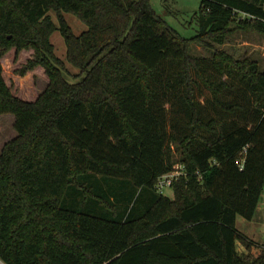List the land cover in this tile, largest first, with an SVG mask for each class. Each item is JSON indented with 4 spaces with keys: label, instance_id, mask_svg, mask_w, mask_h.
<instances>
[{
    "label": "trees",
    "instance_id": "1",
    "mask_svg": "<svg viewBox=\"0 0 264 264\" xmlns=\"http://www.w3.org/2000/svg\"><path fill=\"white\" fill-rule=\"evenodd\" d=\"M64 12L88 29L76 34ZM194 17L186 38L150 0H0V58L32 49L15 72L49 78L23 99L0 61V114L17 131L0 152L3 264H264V250L239 251L251 240L236 226L264 198V68L215 50L213 68L233 80L218 81L191 54L225 44L234 23L264 33V0H202ZM57 29L80 80L55 53ZM237 83L244 102L225 101ZM244 110V123L221 117ZM176 163L169 196L157 182Z\"/></svg>",
    "mask_w": 264,
    "mask_h": 264
},
{
    "label": "rangeland",
    "instance_id": "2",
    "mask_svg": "<svg viewBox=\"0 0 264 264\" xmlns=\"http://www.w3.org/2000/svg\"><path fill=\"white\" fill-rule=\"evenodd\" d=\"M154 10L162 16L169 24H171L178 33L186 38L194 37L198 32V25L195 20V13L199 11L202 0H150ZM50 14L57 25L59 20L54 10L50 11ZM64 17L74 30L76 34H80L88 29V25L83 22L78 16L70 12H64ZM242 16V15H241ZM246 16L243 14L242 19ZM236 23L233 24L232 33L228 36V40L225 44H214L211 48L204 47L198 43H194L191 47V54L200 58L204 64L207 75L214 80L228 79L231 83L233 80L225 75L219 74L212 66L210 57L215 50H223L237 59H251L258 62L261 68H264V33L248 30L244 28L236 27ZM51 41L54 44L56 55L64 60L66 67L68 68V78L71 81L80 80L78 76L79 69L69 63L66 59V43L64 37L60 33L59 29L55 30L51 35ZM33 56V50H23L16 56L15 49L12 48L6 53L0 61L4 67V76L7 83L12 87L13 92L26 100H34L40 94V92L47 86L49 78L45 73L42 66L37 67L33 71L29 72L25 76H20L15 70L21 67L27 62V60ZM171 65L167 66V72L164 76L168 75ZM240 84L237 83V88L234 91H226L223 94V99L229 103H234L236 100L244 102L240 97L241 90ZM162 90L161 86L158 87ZM168 111L167 120L170 126L173 115L170 112V105L165 104ZM206 113L210 115H217V111L211 104H206L204 107ZM245 110L238 113H221L223 120L227 122L237 121L244 123ZM220 117V116H218ZM15 116L13 113L0 114V152L4 144L14 138L17 135V131L14 127ZM176 157L178 152L173 149ZM164 194L172 196L173 190L166 188ZM236 226L240 232L248 237L251 244L247 248L246 244L242 241L238 242V249L241 253H250L253 256H258L264 250V204L260 202L256 213L252 219H247L243 216L237 217ZM1 264H3L0 261Z\"/></svg>",
    "mask_w": 264,
    "mask_h": 264
},
{
    "label": "built area",
    "instance_id": "3",
    "mask_svg": "<svg viewBox=\"0 0 264 264\" xmlns=\"http://www.w3.org/2000/svg\"><path fill=\"white\" fill-rule=\"evenodd\" d=\"M244 159L240 162L241 167H243ZM184 167L180 163H176L173 167V169L168 172L163 174L157 182V189L164 193V190L166 188H171L173 182L177 180L182 174H184ZM263 204H264V198H263Z\"/></svg>",
    "mask_w": 264,
    "mask_h": 264
}]
</instances>
